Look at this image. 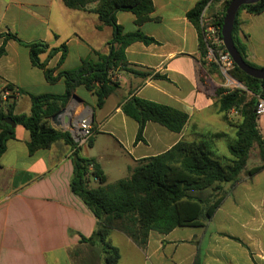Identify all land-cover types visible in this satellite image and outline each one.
I'll return each mask as SVG.
<instances>
[{"label": "crops", "instance_id": "0c3cea01", "mask_svg": "<svg viewBox=\"0 0 264 264\" xmlns=\"http://www.w3.org/2000/svg\"><path fill=\"white\" fill-rule=\"evenodd\" d=\"M1 1L0 48L4 46L6 52L0 58V83H10L25 93L16 101L15 115L30 114L29 94H63L66 88L64 78L50 83L45 72L32 64L25 44L43 41L49 49L66 46L64 57L63 51L52 58L48 52L40 56L55 78L78 69L84 61L99 62L110 54L113 28L103 25L99 29L102 23L94 13L71 10L61 0H52L58 13L53 21L52 8L44 4ZM152 1L151 18L141 26L136 25L132 12H118L116 20L123 33L140 31L157 44L135 42L126 48V69L112 73L118 76L119 87L102 108H97L96 96L81 86L70 111L60 118L63 126L51 121L56 129L69 131L73 110L75 121L89 119L94 130L92 144L81 146L79 154L96 160L107 182L111 180L109 163L117 165L119 173L130 174L138 161L163 154L182 140L199 141L207 133L224 135L213 146L216 155L227 157L228 142L235 137V127L223 121L216 99L218 88H232L214 64L212 68L201 64L199 34L187 18L200 0ZM224 2L217 4L216 12H222ZM32 8L42 11H34V18L45 27L43 32L18 33L23 44L7 39V14L24 15ZM238 21L248 61L264 68V12L241 11ZM132 70L147 76H136ZM155 75L165 78L154 79ZM133 96L184 112L189 122L181 133L149 122L144 140L136 142L139 125L122 111L124 102ZM229 117L232 123L239 120L234 111ZM14 130L15 138L7 141L0 158V264H105L101 247L82 241L94 234L98 220L71 191L73 148L57 141L49 149L30 154V133L21 125ZM259 175L264 170L253 176L243 174L201 227H180L167 234L151 232L142 247L114 229L111 241L120 250L119 264H264V181L256 180Z\"/></svg>", "mask_w": 264, "mask_h": 264}, {"label": "trees", "instance_id": "16d2710c", "mask_svg": "<svg viewBox=\"0 0 264 264\" xmlns=\"http://www.w3.org/2000/svg\"><path fill=\"white\" fill-rule=\"evenodd\" d=\"M61 1L71 10L88 11L98 15L102 23L99 29L103 25L113 28L110 54L102 57L99 62L84 61L78 69L61 72L58 78H55L53 71L47 68L46 61L42 62L40 56L48 52V57L52 58L59 51H63L64 57L66 46L49 49V45L43 41L25 44L30 50L32 64L45 72L50 83L64 78L66 88L63 94H29L32 103L29 115L14 114L17 100L13 96L6 102H2L0 97V158L5 152L7 141L15 138V130L5 122L7 118H11L16 125L23 126L30 133V154L49 149L57 141H64L76 148L70 132L56 129L51 123L52 117L67 106L76 89L81 86L96 96V106L102 108L106 99L119 87L118 82L111 80V75L119 68L126 69V48L135 42L157 44L153 38L140 31L123 33L116 20L118 12H132L137 17L136 25L141 26L150 20L154 11L152 0ZM220 1L200 0L187 14L199 34L201 64L209 68H212L213 64L207 59L209 45L205 41V34L210 26L222 28L232 0H225L222 12H216ZM241 11L252 15L262 14L264 0L242 6L237 13L232 32L233 41L245 62L259 68L248 61L247 45L239 36L238 18ZM204 12L207 18L203 23L201 17ZM5 36L23 44L15 33L9 32ZM212 49L216 55L215 47ZM5 52L4 46L1 47L0 58ZM132 71L136 76H147L145 73ZM232 77L245 89L216 90L223 121L236 128L235 137L228 142L227 157L216 155L213 146L214 142L224 135L207 133L203 134L199 141L182 140L163 154L138 161L128 178L107 186V177L101 166L94 159L82 157L79 148H76L72 154L74 171L70 182L71 191L85 203L98 220L94 234L90 238L82 237V241L98 244L104 254L105 264H119L121 259L120 250L111 241L114 229L121 230L142 247L146 245L151 232L167 234L180 227H201L212 218L223 199L229 195L230 189L241 181L243 174L253 176L264 170V137L258 126L257 114L258 98L264 99V80L248 76L236 65ZM153 78L165 77L155 75ZM0 85L3 90H17L20 96L25 94L10 83ZM122 111L139 125L136 142L144 140V130L149 122L159 124L174 133H181L189 122V116L184 112L136 96L124 102ZM232 111L239 117L236 124H233L229 117ZM88 144H92V138ZM255 146L259 150L261 163L249 169L248 161ZM92 182L97 184L96 188L92 187ZM221 184L228 189H223ZM210 189L213 194L207 198L196 195Z\"/></svg>", "mask_w": 264, "mask_h": 264}, {"label": "built area", "instance_id": "2783aa9c", "mask_svg": "<svg viewBox=\"0 0 264 264\" xmlns=\"http://www.w3.org/2000/svg\"><path fill=\"white\" fill-rule=\"evenodd\" d=\"M205 12L202 15V22L204 23ZM222 28L218 26H210L207 29L205 34V41L209 45V53H208V61L214 64L220 72V75L225 80L227 86L234 88H242L245 89L237 80L232 77V71L235 68V63L231 58L230 54L227 52L224 46L223 39L221 37ZM215 47L216 55L213 52L212 47ZM118 76L111 75V80L117 82ZM13 96L15 100L20 97V93L16 90L11 92L9 90H3V86L0 85V97L2 102L8 101V98ZM237 114V113H236ZM257 114L259 116L264 115V99L258 98L257 105ZM69 132L76 143V148H80L88 144L89 140L94 135L93 127L89 121V119H83L79 123H77L74 127L69 129ZM73 148V152L76 150Z\"/></svg>", "mask_w": 264, "mask_h": 264}, {"label": "rangeland", "instance_id": "374dc122", "mask_svg": "<svg viewBox=\"0 0 264 264\" xmlns=\"http://www.w3.org/2000/svg\"><path fill=\"white\" fill-rule=\"evenodd\" d=\"M26 1L33 3V4H44L47 7H51L52 8L51 19H53V21L56 19V16L58 13L54 11L55 4L53 3L54 5H52V0H26ZM0 4H2L1 0H0ZM34 11H37V13L39 14L42 13L40 9H36V8L35 9L32 8L30 12H26L24 15L22 13H17V12L14 13L12 11L9 12L7 14V18H8L7 21L9 22V25L7 26L6 32L9 31L11 33H16V34L20 33L21 36L31 33L34 30H36L37 33L43 32L45 27L39 24V22L34 18ZM1 15L2 13L0 11V20H1ZM205 18H207L206 14H205ZM0 28H1V24H0ZM236 122L237 121H234L233 124H236ZM259 125H260V129L264 132V128H263L264 115L261 117L260 124H258V126ZM234 132H236V128L234 129ZM260 162H261V159H260L259 150L255 146L253 150L251 151L250 159L248 161V167L256 166ZM108 167H109V171L111 172L110 174L111 180L107 183V186L113 185L121 179L128 178L132 173V172L130 174L128 172L119 173L117 171V165H115L114 163H109ZM256 180H261L260 182L264 181V175H259V177ZM234 186L230 189L229 194L232 192ZM93 187H97V184L94 182H93ZM211 193L213 194L212 189L204 191L202 194L200 193L199 196H201L202 198H206V197H209Z\"/></svg>", "mask_w": 264, "mask_h": 264}, {"label": "water", "instance_id": "95a60500", "mask_svg": "<svg viewBox=\"0 0 264 264\" xmlns=\"http://www.w3.org/2000/svg\"><path fill=\"white\" fill-rule=\"evenodd\" d=\"M259 1L260 0H232L227 8L226 15L223 21L221 37L223 39L225 49L230 54L235 65L248 76L258 79V80H264V68H254L250 66L249 64H247L245 60L243 59V56L240 53V51L237 49L233 41V37H232V32H233V27L235 24L236 16L240 8L245 5L255 4ZM75 99H77V96L74 94L71 97L67 106L52 117L51 121L55 126L57 127L63 126L62 123L60 122V118L61 116L65 115L67 112L70 111L71 104L73 100ZM72 113L73 114L68 119L69 128L74 127L77 123L81 121V120L75 121L74 110L72 111ZM5 122L9 126H11L13 129H15L16 123L11 118L5 119Z\"/></svg>", "mask_w": 264, "mask_h": 264}]
</instances>
